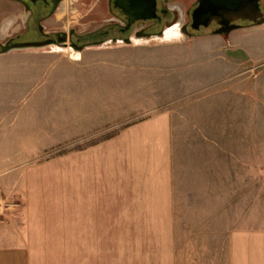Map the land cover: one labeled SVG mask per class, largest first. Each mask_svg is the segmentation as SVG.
<instances>
[{"label": "crops", "instance_id": "0c3cea01", "mask_svg": "<svg viewBox=\"0 0 264 264\" xmlns=\"http://www.w3.org/2000/svg\"><path fill=\"white\" fill-rule=\"evenodd\" d=\"M0 1H5L0 9V42L4 43L16 36L29 12L16 0ZM257 26L264 30V20ZM101 47L0 52V56L60 52L71 60H85L79 68L89 76L79 80L84 93L77 113L65 117L68 122L62 131L49 124L42 129L25 127L19 132L18 146H13L37 154L61 143L78 140L80 144L77 151L60 157L59 165L40 162L39 155L16 163L20 170L15 179L22 182L16 195L29 198L31 219L37 212L33 199L39 191L34 187L55 179L62 197L59 228L70 239L68 244L77 238V264H119L120 255L135 256L136 264H264V228L256 213L254 221L244 219L243 226H231L230 158L209 151L198 156L199 145L220 151V142L209 135L219 128L200 125L197 119L185 129L178 111L165 107L147 110L138 119L134 107L122 105L120 110L116 83L97 76L98 64L113 70L119 62L101 57V52L114 50ZM122 63L123 71L134 65L129 60ZM104 84L112 87L104 90ZM184 133L194 135L188 140ZM13 237L17 242L0 243V264H47L35 256L29 240ZM120 245L126 249L121 253ZM55 264L69 262L57 257Z\"/></svg>", "mask_w": 264, "mask_h": 264}, {"label": "rangeland", "instance_id": "374dc122", "mask_svg": "<svg viewBox=\"0 0 264 264\" xmlns=\"http://www.w3.org/2000/svg\"><path fill=\"white\" fill-rule=\"evenodd\" d=\"M4 2L0 1L1 10L5 8ZM191 3L192 0L169 2L176 19L162 34L144 37L132 32L129 42L122 38L105 41L101 48L114 50L101 52L100 56L109 62L118 61L119 68L110 70L98 64L97 76L116 83L113 86L119 89V109L122 105L127 109L134 107V119L146 115L147 110L165 107L178 111L185 129H190L197 119L200 125L219 128V132L208 134L211 140L220 142V151L199 145L198 156L209 151L212 156L224 152L230 158L232 229L243 226L244 219L254 221L255 213L264 228V30L252 25L238 28L229 36L217 33L188 36L181 24L186 21ZM57 18L65 21L66 29L74 26L80 32H92L110 18L107 0H65L47 26H57ZM119 22L125 24V17H119ZM26 39L28 36H22L16 41ZM3 56H0V243L17 242L13 239L16 234L24 241L29 240L35 256L47 264H55L57 257L77 264V238L68 244L70 239L59 228L63 222L60 183L51 178L55 182L42 181L38 189L34 187L39 191L33 199L37 212L31 219L30 200L16 195L21 193L17 186L22 182L15 178L20 170L16 163L21 158L39 155L40 162L51 160L59 165L60 157L78 150V140L39 150L37 154L36 150H16L13 146H18L19 132L25 127L42 129L49 124L54 131L64 129L67 115L78 111L83 92L79 80L89 77L79 68L85 60H71L60 52ZM126 60L134 65L132 69H124V77L121 66ZM16 64L25 65L16 68ZM109 87L112 86H103L104 90ZM35 113L38 115L34 116ZM182 135L190 140L194 133ZM121 249L126 250L123 245L120 253ZM134 258L120 255L119 264H136Z\"/></svg>", "mask_w": 264, "mask_h": 264}, {"label": "flooded vegetation", "instance_id": "af4514ba", "mask_svg": "<svg viewBox=\"0 0 264 264\" xmlns=\"http://www.w3.org/2000/svg\"><path fill=\"white\" fill-rule=\"evenodd\" d=\"M24 10L29 12L25 24L17 31L16 36L9 38V43H35L44 47L60 46L62 48H73L84 50L90 46L104 44L112 39L114 42L119 38L129 42V34L135 32L138 36L152 37L162 34L168 24L175 20V13L168 6L171 0H157L158 17L154 19L139 20L129 25L127 16L123 10L115 5V0H107V10L110 18L105 24L92 32H80L72 26L64 28L63 19L57 18L56 25L47 26V22L57 16L58 10L65 0H16ZM199 5L197 0L186 10V21L181 28L186 35L195 37L198 35L217 33L229 36L234 30L242 27L259 25L264 20V0L241 2L235 9L223 8L216 14H212L206 25L194 26L193 12ZM119 17H125V24L119 22ZM129 26V27H128ZM34 32L37 34L31 35ZM128 33V34H127ZM121 34V37L118 36ZM28 36L23 42L16 41L17 38ZM95 36L96 39L93 37Z\"/></svg>", "mask_w": 264, "mask_h": 264}, {"label": "water", "instance_id": "95a60500", "mask_svg": "<svg viewBox=\"0 0 264 264\" xmlns=\"http://www.w3.org/2000/svg\"><path fill=\"white\" fill-rule=\"evenodd\" d=\"M199 5L193 12L194 26L206 25L212 14L218 13L220 9H235L241 2L254 1L258 4L259 0H197ZM115 5L120 7L129 25L139 20L154 19L157 14V0H115ZM129 27V26H128ZM43 46L35 43H1L0 52L14 50L39 49Z\"/></svg>", "mask_w": 264, "mask_h": 264}]
</instances>
